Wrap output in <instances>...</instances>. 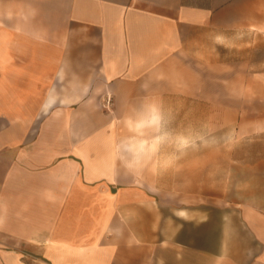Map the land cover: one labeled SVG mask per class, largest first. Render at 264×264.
Returning a JSON list of instances; mask_svg holds the SVG:
<instances>
[{"label": "crops", "instance_id": "0c3cea01", "mask_svg": "<svg viewBox=\"0 0 264 264\" xmlns=\"http://www.w3.org/2000/svg\"><path fill=\"white\" fill-rule=\"evenodd\" d=\"M247 32L264 0H0V264H264V141L204 208L167 209L149 167L187 93L170 69Z\"/></svg>", "mask_w": 264, "mask_h": 264}, {"label": "rangeland", "instance_id": "374dc122", "mask_svg": "<svg viewBox=\"0 0 264 264\" xmlns=\"http://www.w3.org/2000/svg\"><path fill=\"white\" fill-rule=\"evenodd\" d=\"M235 44L238 46L219 47L218 58L211 66L195 62L196 53L191 50L186 68L179 71L174 67L169 71L171 76L184 78L180 87L185 85L187 93L183 99L171 96L165 101L169 105V136L163 140H169L170 148H161L159 163L149 167L157 174L158 179L153 181L160 195L157 198L170 211L171 207L197 209L211 202L238 199L233 190L241 187V181L232 179L227 161L232 155L235 162L240 160L236 159L239 156L247 155L242 142L251 144L252 154L258 148L252 143L264 141V32L244 33ZM241 126L246 131L238 133ZM194 135L201 136V146L196 148L192 145ZM178 140H186L190 145L183 147ZM194 155L199 162H193ZM211 155L217 158V165L211 164ZM168 160L169 163L163 162Z\"/></svg>", "mask_w": 264, "mask_h": 264}]
</instances>
